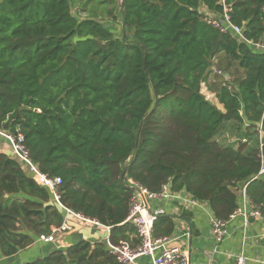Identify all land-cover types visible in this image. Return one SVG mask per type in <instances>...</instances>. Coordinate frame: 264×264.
Returning <instances> with one entry per match:
<instances>
[{
	"label": "trees",
	"instance_id": "1",
	"mask_svg": "<svg viewBox=\"0 0 264 264\" xmlns=\"http://www.w3.org/2000/svg\"><path fill=\"white\" fill-rule=\"evenodd\" d=\"M216 1L0 0V129L23 137L38 170L60 178L62 206L110 227L112 244L138 243L125 223L128 180L151 193L166 184L184 189L223 222L245 187L264 215V175L256 178L264 161V52L204 22L201 7L218 11ZM95 2L118 3L120 24L82 17ZM230 5L245 40L264 39V0ZM221 56L243 73L217 89L219 109L201 85L207 91ZM6 150L0 260L48 235L65 215ZM177 218L190 215L159 217L154 237L172 235ZM24 264L118 263L104 242L83 240Z\"/></svg>",
	"mask_w": 264,
	"mask_h": 264
},
{
	"label": "built area",
	"instance_id": "2",
	"mask_svg": "<svg viewBox=\"0 0 264 264\" xmlns=\"http://www.w3.org/2000/svg\"><path fill=\"white\" fill-rule=\"evenodd\" d=\"M216 2L220 7L218 11H209L201 7L200 13L203 15L204 22L219 33L230 35L237 41L250 45L257 52H264V39L258 43L245 40L242 28L231 21L230 0H217ZM201 87L205 90L204 84ZM0 139L4 140L11 155L25 166L29 173H32L36 177L39 185L51 193L53 202L65 211L62 224L59 227L52 228L48 235H41L38 238V241L43 243L57 244L60 236L73 229L71 224H80L84 227L100 228L104 231V237L98 242L106 244L109 254L115 258L118 264H190L188 255L183 254L178 246L182 237L189 238L187 233L184 232L182 236H179L175 234V229L170 236L156 238L153 235V223L159 217H179L181 213L191 214L196 209H208L207 218L211 236L216 243H221L227 237L228 221L234 218V215L237 213L238 206L229 220L223 222L214 217L207 203L195 199L184 189L174 191L171 189L170 184H166L159 192L151 193L138 183L128 180L125 183L126 187L132 189L133 194L129 201V212L125 223H129L135 228L138 243L131 244L127 241H120L118 244H112L109 241L110 227H105L96 220L86 218L82 214L75 213L62 206L59 194L60 178L49 176L38 170L37 166L29 158L21 135L14 136L0 129ZM263 175L264 161L262 160L256 178ZM238 196L250 204L248 211L244 209L241 212L244 230L248 228L250 218L260 220L264 227V215L251 203L245 194V187L238 193ZM165 206H167V209H165ZM262 237L264 239V232ZM247 240L248 238L245 236L244 231L241 249L233 256L232 264H264V259H261L259 256L251 259L245 254L244 246ZM56 247L58 248L59 246Z\"/></svg>",
	"mask_w": 264,
	"mask_h": 264
},
{
	"label": "crops",
	"instance_id": "3",
	"mask_svg": "<svg viewBox=\"0 0 264 264\" xmlns=\"http://www.w3.org/2000/svg\"><path fill=\"white\" fill-rule=\"evenodd\" d=\"M111 23V22H110ZM119 29V27H117ZM250 208V204L242 198L238 200L237 213L227 223V237L216 243L211 236L208 223V209H196L190 215V219L175 220V234L186 232L189 238L182 237L178 243L181 252L188 255L190 264H232L233 256L241 249L242 238H248L245 246V254L253 259L259 256L264 259L263 224L258 219L250 218L248 228H243V216L241 212ZM167 209V206H165ZM73 229L58 238L57 244L43 243L36 240L30 247L20 251L16 255L2 258L0 264H24L35 259L43 258L54 250L66 249L79 241L98 242L104 237V231L100 228H88L80 224H71ZM56 246H59L58 248ZM144 261V259H142Z\"/></svg>",
	"mask_w": 264,
	"mask_h": 264
},
{
	"label": "rangeland",
	"instance_id": "4",
	"mask_svg": "<svg viewBox=\"0 0 264 264\" xmlns=\"http://www.w3.org/2000/svg\"><path fill=\"white\" fill-rule=\"evenodd\" d=\"M82 2L76 3L73 5V11L78 12L76 8L81 7ZM82 17H90L94 18L100 21H105V23L108 21L112 22L113 24H120L119 22V12H118V3H114L111 5H101L97 2L91 3L87 5V11L85 13L81 14ZM242 70H240L235 63H231L229 59L225 57H219L215 61H213L211 73L206 81V90L201 89V93L205 96V98L212 102L213 104H216V100L214 98V94L217 91V89L225 83V79H227L228 75H231V77H240L242 76ZM217 105V104H216ZM219 109H221V106L217 105ZM222 139L229 140L230 136L224 135ZM221 140V138H220ZM8 149L6 147V143L4 140L0 139V151H5ZM8 153L9 151L6 150ZM10 153V152H9ZM3 264V263H2Z\"/></svg>",
	"mask_w": 264,
	"mask_h": 264
},
{
	"label": "water",
	"instance_id": "5",
	"mask_svg": "<svg viewBox=\"0 0 264 264\" xmlns=\"http://www.w3.org/2000/svg\"><path fill=\"white\" fill-rule=\"evenodd\" d=\"M122 7H123V6L121 5V9H122Z\"/></svg>",
	"mask_w": 264,
	"mask_h": 264
}]
</instances>
